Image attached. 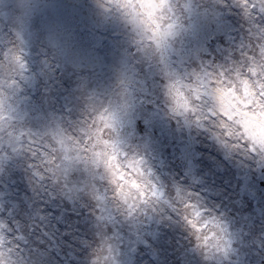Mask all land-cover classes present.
Wrapping results in <instances>:
<instances>
[{
    "label": "clouds",
    "instance_id": "1",
    "mask_svg": "<svg viewBox=\"0 0 264 264\" xmlns=\"http://www.w3.org/2000/svg\"><path fill=\"white\" fill-rule=\"evenodd\" d=\"M0 264H264V0H0Z\"/></svg>",
    "mask_w": 264,
    "mask_h": 264
}]
</instances>
